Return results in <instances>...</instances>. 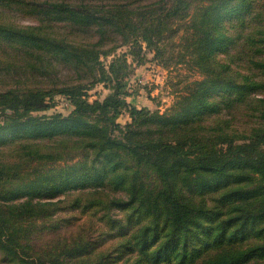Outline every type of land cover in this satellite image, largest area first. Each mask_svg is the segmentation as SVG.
<instances>
[{
	"label": "trees",
	"instance_id": "16d2710c",
	"mask_svg": "<svg viewBox=\"0 0 264 264\" xmlns=\"http://www.w3.org/2000/svg\"><path fill=\"white\" fill-rule=\"evenodd\" d=\"M140 42L162 65L198 74L186 79L162 114L125 104L120 90L127 73L124 60H112L108 69L100 62L120 47L139 51ZM215 54H222V60L215 62ZM99 82L110 84V92L90 103L84 93ZM219 89L226 95L212 97ZM51 93L68 95L74 108L68 116L33 115L49 108ZM125 108L131 121L123 127L116 119ZM0 118V134L25 133L0 142V150L17 145L24 163H35L34 172L19 185L13 174L19 161L3 157L0 197L20 188L31 187L30 192L42 180L38 168L80 150L71 170L95 166L101 181L114 173L122 180L116 186L130 192L129 202L113 198L110 207L127 209L138 201L179 231L187 219L211 223L224 216L220 208L208 212L192 205L189 194L196 190L219 194L221 189L218 204L233 209L241 201L236 208L241 216L219 223L216 234H202L189 250L190 234H173L151 254L152 261L195 264L198 252L215 249L198 264H264V3L0 0ZM45 141L55 142L53 152L32 147ZM86 179L75 175L74 181ZM62 180H51L40 191L52 185L59 189ZM125 181L130 188L122 185ZM33 206L0 203V264H88L59 258L83 248L82 243L69 248L58 242L56 252L46 254L35 247L28 220L37 213ZM161 238L146 234L140 244L149 251Z\"/></svg>",
	"mask_w": 264,
	"mask_h": 264
},
{
	"label": "rangeland",
	"instance_id": "374dc122",
	"mask_svg": "<svg viewBox=\"0 0 264 264\" xmlns=\"http://www.w3.org/2000/svg\"><path fill=\"white\" fill-rule=\"evenodd\" d=\"M252 2L258 6L263 4L264 0H252ZM213 56L215 62L221 61L223 57L222 54ZM117 58L124 60L127 66V73L122 79L120 87L121 92L125 94L122 98L125 104L137 110L147 108L152 112L165 113L175 102L176 95L186 84V79L198 77V74L194 73L195 75H193L183 66L167 67L162 65L159 60L154 59L153 53L144 42L139 43V51L130 46L120 47L107 58L101 57L100 62L104 69H108L111 61ZM122 69L123 65L120 67V72ZM109 87L110 84L104 82L96 83L85 91L83 98L90 103L102 101L110 92ZM210 94H213L212 97L214 98L226 95L222 89H219L218 94L214 91ZM46 104L49 106L47 110L33 113V115L52 116L61 114L68 116L74 109L66 94L51 93L46 97ZM130 121L127 109H122L121 114L116 119L117 124L124 127ZM24 134L23 132L18 135L3 133L0 134V142L6 140L13 142ZM33 141L36 140H32V143ZM64 145L69 147L70 142ZM33 146H38L41 153L53 152L55 142L45 141L44 143H35ZM77 152L80 150L70 151L69 154L73 155L70 158H67L68 155L66 156L65 153L62 159L46 163L41 168L42 170L38 168L42 180L35 184L30 192L28 190L31 187L24 190L20 188L21 191L13 190L0 197V203L12 207H17L25 202L34 205L33 208L35 211L37 210V213L28 219L32 224L30 237L33 238L36 248L44 250V254L56 252L54 246L60 243L61 245L66 244L69 248L82 243L83 248L71 253L62 252L59 254V258L63 261L86 260L85 263L88 264H167L163 260L152 261L151 254L158 250L160 244L170 240L173 234H190L186 236L189 237L186 242L189 250L200 243L199 238L202 234H216L219 223L233 220L242 214L236 211V208L241 205V201H237L234 209L230 204L227 206L218 204V198L222 194L221 189L219 194L216 190L215 193H212L214 190L209 192L206 189H199L191 194L187 192L192 200V205L204 208L203 210L208 212H215L217 208H220L224 212V216L211 223L202 219H187V225L180 231L177 225L157 220L155 215L157 213L146 211L138 201L131 203L127 209L118 206L110 207L113 198H121L123 201L129 202L132 198L130 192L116 186L122 180L116 179L114 173L101 181L96 178L98 170L95 166H84L76 171L71 170L70 167L73 166L74 162L80 159L78 156L81 153ZM22 154V150L17 145H12L8 150H0V161L3 157L16 158L19 161L18 171L13 173L18 175L14 181L19 185L27 181L23 177L32 174L35 165V163H24L25 157ZM75 175H82L87 179L83 183H78L74 181ZM34 176L36 174L29 177L32 180ZM5 177L1 180L8 179V176ZM60 178H64V180H62L63 183L59 189L52 188V185L50 188L40 191L43 184L51 183V180L56 182ZM128 183L129 181H125L122 185H127L130 188ZM202 199L206 200L205 207H200ZM215 199H217L216 202ZM162 216L159 217L162 218ZM205 226H211L212 229L204 231L203 227ZM234 228L236 229L237 226ZM146 234L148 236L162 234V238L153 243L149 251H146L144 246L140 244V240ZM181 245L182 243H179V246ZM214 253L215 249H202L194 256L193 261L198 264L206 256ZM2 263L10 264L6 261Z\"/></svg>",
	"mask_w": 264,
	"mask_h": 264
}]
</instances>
